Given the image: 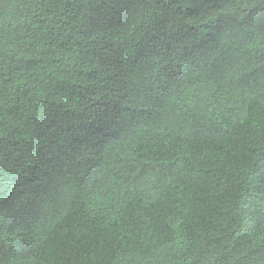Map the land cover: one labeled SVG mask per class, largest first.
<instances>
[{
  "label": "trees",
  "instance_id": "1",
  "mask_svg": "<svg viewBox=\"0 0 264 264\" xmlns=\"http://www.w3.org/2000/svg\"><path fill=\"white\" fill-rule=\"evenodd\" d=\"M0 264H264V0H0Z\"/></svg>",
  "mask_w": 264,
  "mask_h": 264
}]
</instances>
